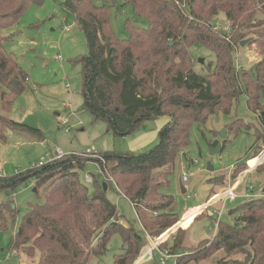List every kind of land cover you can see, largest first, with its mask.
<instances>
[{
  "label": "trees",
  "instance_id": "1",
  "mask_svg": "<svg viewBox=\"0 0 264 264\" xmlns=\"http://www.w3.org/2000/svg\"><path fill=\"white\" fill-rule=\"evenodd\" d=\"M29 4L41 5L42 0H0V47L12 39L3 32L18 24ZM125 5L148 26L135 27L127 20L128 38L120 40L110 26V9ZM62 6L73 14L85 37L87 51L78 59L82 107L115 137L134 133L145 121L166 118L167 122L157 132V144L140 154L129 150L64 154L25 172L0 176V193H13L32 179L36 193L41 190L43 196V202L31 205L21 218L9 249L37 258V264H88L90 257L100 258L106 252L110 237L117 233L122 253L111 264H135L147 231L160 237L180 221L168 211L172 196L160 190L168 186L176 157L189 145L193 124H204L210 115L228 114L244 95L247 109L262 127L255 131L252 158L261 152L256 148L264 145V0H104L101 6L92 0H65ZM220 14L228 29L218 30L213 24ZM246 39L245 46L259 56L252 72L235 63V51ZM194 44L215 55L204 74L194 70L190 53ZM27 80L16 57L0 52V104L6 114L27 91ZM243 127L249 130L251 124L236 120L229 130L237 135ZM15 132L44 141L39 130L0 116V143H7ZM89 162L98 171L86 183L79 174ZM250 164H235L232 178ZM254 171L264 172V160ZM208 182L219 187L223 176ZM86 184L93 185L91 194ZM109 189L131 203L139 228L122 222L117 206L106 196ZM11 204H0L2 232L15 215ZM228 215L233 222L215 219L213 238L178 254L175 264H197L220 252L224 256L216 264H264V196L253 195ZM173 233L177 236L168 251L175 256L182 248L184 229ZM233 255L242 259L226 260Z\"/></svg>",
  "mask_w": 264,
  "mask_h": 264
},
{
  "label": "rangeland",
  "instance_id": "2",
  "mask_svg": "<svg viewBox=\"0 0 264 264\" xmlns=\"http://www.w3.org/2000/svg\"><path fill=\"white\" fill-rule=\"evenodd\" d=\"M64 2L65 0H42L41 5L29 4L18 24L3 32L4 36H12V39L0 47V52L16 57L20 68L26 73L28 89L17 97L8 114L2 110L0 104V116L39 130L44 141L16 132L9 135L7 143H0V176L10 177L30 170L39 163H46L55 149L61 150L64 154L73 152L77 155L85 154L88 150L92 154L128 150L140 154L152 149L158 142L157 135L154 138H146L148 140L143 141L138 147L131 142L137 135L153 131L156 120L145 121L134 133L126 137H115L108 131L104 122L94 120L82 107L81 65L78 59L87 51L85 37L77 26L73 14L62 6ZM103 3L104 0H92L94 6H101ZM117 6L110 9V26L118 39L128 38L125 29L127 20L135 27L147 28V22L136 17L130 6L120 8ZM213 24L218 30L228 29V23L221 14L214 19ZM190 53L194 70L198 74L206 73L207 66L215 61L214 53L201 44L192 45ZM234 56L237 68L250 72L259 59V56L247 46H239ZM236 120L251 124V129L243 127L237 135H233L229 127ZM256 130H262V127L257 115L247 109L244 95L238 98L228 114L221 112L210 115L204 124L192 125L190 143L176 157L168 186L160 190L161 194L173 198L168 211L178 220H184L180 222V227L184 229L182 248L176 251L175 256L184 254L185 251L196 248L201 242L213 238L216 230L215 219L221 210V202L207 207L201 212L204 213L202 216H198L201 213L195 216L192 214L208 202L211 193L223 189L231 166L239 162L251 163L241 174L246 173L236 189L239 196L224 204L219 220L233 222L228 215L230 210L253 195L264 196V172L254 171L258 158L264 154V145L256 148L261 152L259 156L252 158L257 145ZM209 144L215 146L220 144L221 151L209 155L211 148ZM208 165L213 168L212 172L207 170ZM97 171L95 163H87L84 171L79 174L81 181L86 182V177ZM232 173L230 175L233 181ZM219 175L223 176L221 186H213L208 182ZM183 176H186V182L182 181ZM86 185L91 194L93 185ZM181 187L188 194L195 196L187 199L182 194ZM247 193L251 197H244ZM106 196L117 206L123 223L139 228L135 211L127 199L112 189L106 192ZM7 201L12 202L15 215L8 220L7 230L0 231V264H37V258L31 260L21 252H12L9 249V242L17 231L21 218L30 210V206L43 202L42 191L36 193L34 181L30 179L18 186L13 193H0V204ZM176 229L168 230L160 237L152 236L147 231L135 264H159L163 260L160 252L169 253V248L173 247L177 236V233L173 232ZM167 237L166 247L161 244ZM121 247V237L115 233L108 241L106 252L100 258L90 257L88 264H111L114 257L122 253ZM153 247L157 248L153 255L142 256L149 248L153 250ZM223 256L224 254L220 252L215 257L197 264H216ZM228 259H242V255L229 256L226 260ZM167 264H175V258L169 259Z\"/></svg>",
  "mask_w": 264,
  "mask_h": 264
},
{
  "label": "built area",
  "instance_id": "3",
  "mask_svg": "<svg viewBox=\"0 0 264 264\" xmlns=\"http://www.w3.org/2000/svg\"><path fill=\"white\" fill-rule=\"evenodd\" d=\"M64 153H62L60 150L58 149H55V152H54V155L53 156H49L48 157V162H51L55 159H58L60 158L61 156H63ZM85 155H93L92 152L90 150H88ZM263 158L262 157H259L258 160H257V165L261 164L263 161ZM195 163V162H194ZM193 163V164H194ZM43 164L45 163H39L38 165L36 166H42ZM251 169H254V168H251ZM242 174V173H241ZM240 174V175H241ZM246 173H244L245 175ZM239 175V176H240ZM244 175H241L240 178L237 177L236 179H234L233 181L231 180V175L228 174L227 176V181L225 183V186L223 187V189L219 192H217L204 206H201L199 207L198 209H196L195 211H193V216H195L196 214H199L201 213L202 211H204L207 207H210L218 202H221V210H219V212L217 213V221L219 220L220 216L222 215L223 213V207H224V204L227 203V202H231L233 200H235L239 195L236 193V189H237V186L239 185L240 183V180L241 178L244 176ZM182 181L183 182H186L187 181V178L186 176H183L182 177ZM86 183H91V178L89 177H86ZM184 195L186 196L187 199H191L195 196V194H188L187 191L185 190V193ZM244 197H251L250 194H246L244 195ZM184 220H180L179 223L174 227V228H178L181 226L180 222H183ZM216 225V224H215ZM172 228V229H174ZM158 244V243H157ZM157 251V248L154 249L153 247V250H151L150 248L148 250H146L144 252V254H149V255H153L154 252ZM162 257H163V260H161L159 262V264H167L168 260L171 259V258H177V256H173V255H170L167 251H163V252H160Z\"/></svg>",
  "mask_w": 264,
  "mask_h": 264
},
{
  "label": "crops",
  "instance_id": "4",
  "mask_svg": "<svg viewBox=\"0 0 264 264\" xmlns=\"http://www.w3.org/2000/svg\"><path fill=\"white\" fill-rule=\"evenodd\" d=\"M167 122V119L166 118H162V119H159V120H156V126H155V128H154V130L153 131H151V132H144V133H141L140 135H137L136 136V138L133 140V141H131V142H133L132 144L133 145H135L136 144V146L138 147V145L139 144H142V142L144 141H147L148 139H146V138H148V137H152V138H154L156 135H157V132H158V130L165 124ZM61 151V150H60ZM129 151H131V150H129ZM54 152H55V150L53 151V152H51V154L49 155V156H53L54 155ZM73 153V152H72ZM68 154V153H67ZM255 168V167H254ZM233 169H234V167L233 166H231L230 167V170L227 172V174H230V173H232L233 172ZM245 195V194H244ZM206 204V203H205ZM204 204V205H205ZM209 215H214V214H210V213H208ZM148 256L149 254H143L142 256Z\"/></svg>",
  "mask_w": 264,
  "mask_h": 264
},
{
  "label": "water",
  "instance_id": "5",
  "mask_svg": "<svg viewBox=\"0 0 264 264\" xmlns=\"http://www.w3.org/2000/svg\"><path fill=\"white\" fill-rule=\"evenodd\" d=\"M248 42H249V39H246V40L241 41V42H240V47H244ZM200 63H203V61H200ZM220 151H221V145L218 144V145H216V146H213V147L209 148V155L212 156V155H214V154L219 153ZM261 157H262L263 160H264V154H262ZM207 170H208L209 172H212V171H213V168H212L210 165H208V166H207ZM104 188H105V187H104ZM181 192H182V194L185 193V189H184L183 187H181ZM263 193H264V191H263ZM11 209L14 210V207L11 206Z\"/></svg>",
  "mask_w": 264,
  "mask_h": 264
}]
</instances>
